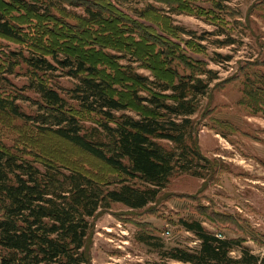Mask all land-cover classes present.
I'll return each mask as SVG.
<instances>
[{"label": "rangeland", "instance_id": "obj_1", "mask_svg": "<svg viewBox=\"0 0 264 264\" xmlns=\"http://www.w3.org/2000/svg\"><path fill=\"white\" fill-rule=\"evenodd\" d=\"M102 2L116 6L120 14L110 9L119 22L96 23L88 18L85 6L96 8L101 0H0V12L21 35L0 33V94L19 97L23 110L36 114L38 108L30 99L39 95L27 86L28 65L12 55H29L32 50L49 58L48 53L57 50L96 64L100 76L110 81L112 94L127 103L132 115L142 110L133 92L148 95L152 86L133 79L134 73L149 81H177L185 74L211 69L217 78L199 97L193 116L199 148L210 161L202 162L204 176L176 172L157 199L143 208L113 203L99 210L90 219L93 227L85 249L89 264H191L160 252L199 246L182 219L199 220L217 235L240 238L264 257V0H175V8L172 0ZM78 28L84 33L74 34ZM144 36L155 43L147 45ZM160 42L175 55L171 64L158 53ZM46 78L63 95L77 82L62 70ZM0 147L40 162L65 164L98 179L110 173L105 163L73 143L2 110ZM142 234L153 235L152 243L161 248L142 242ZM233 255H240V250Z\"/></svg>", "mask_w": 264, "mask_h": 264}, {"label": "trees", "instance_id": "obj_2", "mask_svg": "<svg viewBox=\"0 0 264 264\" xmlns=\"http://www.w3.org/2000/svg\"><path fill=\"white\" fill-rule=\"evenodd\" d=\"M111 6L118 11L112 3L105 5L102 0L96 8L85 6V11L96 23L119 22L120 17L114 20ZM140 15L145 17L144 13ZM120 16L126 18L122 13ZM125 30L128 33L129 27ZM84 31L78 28L74 34ZM0 33L21 36L2 12ZM146 41L147 45L154 42L149 38ZM126 44L131 43L128 40ZM161 44L166 49L161 46L158 53L171 64L175 55ZM48 54L51 58L34 50L29 55L12 53L28 65L31 78L27 86L39 95V99L28 97L38 108L36 114L26 113L17 102L19 97L2 94L0 110L32 123L39 131L61 136L105 163L110 173L98 179L65 164L40 162L0 147V264H89L85 249L93 227L90 219L99 210L113 203L143 208L157 199L174 173L203 177L202 168L210 162L199 148L198 123L193 116L199 110V97L217 78L216 72L203 69L177 81H149L134 73L133 79L152 86L148 95L133 92L142 110L132 115L127 103L112 94L110 81L100 76L96 64L57 50ZM57 70L77 81L65 91L66 95L46 78V74ZM87 121L93 124L87 125ZM182 224L197 236L199 246L193 250L174 247L160 251L163 256L191 264H264V257L253 253L240 238L217 235L199 220L182 219ZM153 238L142 234L140 240L161 248V244L152 243ZM235 249L240 250V255H233Z\"/></svg>", "mask_w": 264, "mask_h": 264}]
</instances>
